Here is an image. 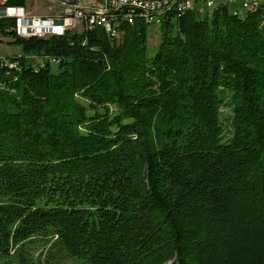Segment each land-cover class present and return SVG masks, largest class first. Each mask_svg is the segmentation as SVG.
Here are the masks:
<instances>
[{
  "label": "trees",
  "instance_id": "1",
  "mask_svg": "<svg viewBox=\"0 0 264 264\" xmlns=\"http://www.w3.org/2000/svg\"><path fill=\"white\" fill-rule=\"evenodd\" d=\"M258 2L166 10L153 55L130 5L118 36L0 18V264H264Z\"/></svg>",
  "mask_w": 264,
  "mask_h": 264
},
{
  "label": "built area",
  "instance_id": "2",
  "mask_svg": "<svg viewBox=\"0 0 264 264\" xmlns=\"http://www.w3.org/2000/svg\"><path fill=\"white\" fill-rule=\"evenodd\" d=\"M66 14L51 17L38 16L27 10V6H6L7 0H0V18L13 17L17 20L16 32L21 37H45L53 34L59 35L66 30L74 29L78 24L83 27L84 21L89 27L102 25L113 35L118 31L109 19L111 7L130 5L144 10L147 24L160 25L166 10L177 7L185 12L194 8L204 11L215 7L220 2L236 3L241 1L240 7L252 8L258 5V0H100V4L86 3L84 0H65Z\"/></svg>",
  "mask_w": 264,
  "mask_h": 264
},
{
  "label": "rangeland",
  "instance_id": "3",
  "mask_svg": "<svg viewBox=\"0 0 264 264\" xmlns=\"http://www.w3.org/2000/svg\"><path fill=\"white\" fill-rule=\"evenodd\" d=\"M84 1L88 4L89 3L96 4V6L100 4V0H84ZM259 1L262 2L263 0H259ZM27 2H28L27 10L32 14L38 16L57 17L66 14V9L65 6L63 5L64 2H66L65 0H27ZM240 3L241 1L231 4V8L232 9L238 8ZM74 29L81 30L82 25L78 24ZM160 41H161V30L159 25L156 24L149 25L148 41H147V53L149 55H153L156 52ZM11 42H12L11 39L7 38L2 44H0V57L12 56L21 51V48L18 45L12 44ZM27 59L28 61H31V63L37 65L40 62L46 60L47 58L42 56L40 57L28 56ZM51 66L52 68H54V63H51Z\"/></svg>",
  "mask_w": 264,
  "mask_h": 264
},
{
  "label": "water",
  "instance_id": "4",
  "mask_svg": "<svg viewBox=\"0 0 264 264\" xmlns=\"http://www.w3.org/2000/svg\"><path fill=\"white\" fill-rule=\"evenodd\" d=\"M157 1H162V0H157Z\"/></svg>",
  "mask_w": 264,
  "mask_h": 264
},
{
  "label": "crops",
  "instance_id": "5",
  "mask_svg": "<svg viewBox=\"0 0 264 264\" xmlns=\"http://www.w3.org/2000/svg\"><path fill=\"white\" fill-rule=\"evenodd\" d=\"M264 1V0H263Z\"/></svg>",
  "mask_w": 264,
  "mask_h": 264
}]
</instances>
